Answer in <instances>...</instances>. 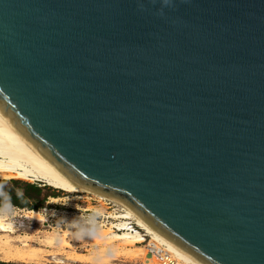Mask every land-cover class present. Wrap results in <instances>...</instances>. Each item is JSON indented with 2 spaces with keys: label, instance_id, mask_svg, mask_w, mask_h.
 <instances>
[{
  "label": "water",
  "instance_id": "water-1",
  "mask_svg": "<svg viewBox=\"0 0 264 264\" xmlns=\"http://www.w3.org/2000/svg\"><path fill=\"white\" fill-rule=\"evenodd\" d=\"M0 110L204 264H264V0H0Z\"/></svg>",
  "mask_w": 264,
  "mask_h": 264
},
{
  "label": "bare ground",
  "instance_id": "bare-ground-1",
  "mask_svg": "<svg viewBox=\"0 0 264 264\" xmlns=\"http://www.w3.org/2000/svg\"><path fill=\"white\" fill-rule=\"evenodd\" d=\"M12 179L39 182L68 194L93 195L99 201H104L105 206L108 202L113 203L125 211L123 216L118 218L131 219L137 227L152 235L153 241L155 240L154 249L160 255H168L173 264H204L164 236L123 201L84 187L68 177L17 130L0 110V180ZM58 202V198H51V203L58 204ZM30 214L26 217L38 222L44 221L40 212L31 211ZM8 221V218L0 212V261L3 263L61 264L62 261L57 257L67 249L73 248L71 241L75 240V237L71 236L68 230L44 236L38 240L37 246H32L29 234L14 236L16 231ZM115 227L123 228L127 232L119 233L112 230V227L90 230L92 234L89 244L97 249L90 255L77 252L67 254L66 260L75 264H111L119 255L143 259L144 264H160L157 259L147 257V247L142 245L144 239L139 234L129 233L125 221L120 220ZM151 243L148 244L152 245ZM47 257H52L53 261L51 262Z\"/></svg>",
  "mask_w": 264,
  "mask_h": 264
},
{
  "label": "rangeland",
  "instance_id": "rangeland-1",
  "mask_svg": "<svg viewBox=\"0 0 264 264\" xmlns=\"http://www.w3.org/2000/svg\"><path fill=\"white\" fill-rule=\"evenodd\" d=\"M12 181H19L21 183H28L39 187L42 191V195H49V197L47 198L48 208L54 210V211H48L45 217L41 213L44 217V221L38 222L36 220L26 217V216H30L31 215L30 212L32 211L28 208L20 209L13 206H6V205L0 206L1 214L5 215L8 218L9 220L8 222L12 223V226L16 231V234L14 236L29 234L31 238L30 244L32 246H37L38 240L42 239L44 236L54 233H61L62 230L70 231L71 236L75 237V240L71 241L73 244V248L72 250L67 249L66 251H64L62 255L57 257L62 261L61 264H75L72 263L71 261L66 260L67 254H72L73 252H77L83 255H90L97 249L93 245L89 244V241L91 239L90 235L92 234L89 231L96 230L98 228L94 227L92 229H89L91 227L81 226L82 221L85 220L82 216L87 217L89 211H95L96 209L98 210L101 208L104 209L105 207L104 201L101 202L97 198L93 197V195L91 196L89 194H68L59 190L52 189L39 182L31 183V182L15 180V179L0 180V189L2 187L11 184ZM51 198H58L59 199L58 204L51 203ZM61 222L63 223V226L59 224ZM47 258L51 262L53 261L52 257H47ZM144 263L145 260L143 259H132V258H128L127 256H119V255L116 256L115 260L111 262V264H144Z\"/></svg>",
  "mask_w": 264,
  "mask_h": 264
},
{
  "label": "built area",
  "instance_id": "built-area-1",
  "mask_svg": "<svg viewBox=\"0 0 264 264\" xmlns=\"http://www.w3.org/2000/svg\"><path fill=\"white\" fill-rule=\"evenodd\" d=\"M50 200V199H49ZM45 207L42 210H39L38 212L42 213L44 217L47 215L48 211H54L51 208H48V201L45 203ZM107 205L101 209H96L95 211H89V214L87 217L82 216L85 220L82 221L83 227H91L89 229H92L94 227L99 228V227H112V230L116 232H127L126 230L124 231L123 228H116L115 225L121 220L122 222L125 221L129 233L132 234H139L141 237L144 239V242L142 245L147 247L148 258H155L157 261H159L162 264H173L171 260L169 259V256L166 254L160 255L153 247V244L155 243V240L153 241L152 237L144 230L140 229L137 227V225L132 221L131 219H121L118 217L123 216V213L125 212L122 208L116 206L113 203H106ZM102 212V213H101ZM61 226H63V223H59ZM152 242V243H151ZM148 243H151L152 245H149Z\"/></svg>",
  "mask_w": 264,
  "mask_h": 264
},
{
  "label": "trees",
  "instance_id": "trees-1",
  "mask_svg": "<svg viewBox=\"0 0 264 264\" xmlns=\"http://www.w3.org/2000/svg\"><path fill=\"white\" fill-rule=\"evenodd\" d=\"M48 197L49 195H42L41 189L36 185L12 181L11 184L0 189V206L6 205L39 211L45 207ZM0 264L6 263L0 262Z\"/></svg>",
  "mask_w": 264,
  "mask_h": 264
}]
</instances>
